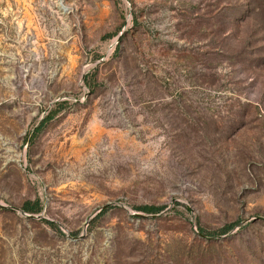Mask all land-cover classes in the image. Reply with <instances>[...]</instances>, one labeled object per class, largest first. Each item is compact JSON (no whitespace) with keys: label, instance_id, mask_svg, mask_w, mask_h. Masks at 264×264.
Wrapping results in <instances>:
<instances>
[{"label":"rangeland","instance_id":"1","mask_svg":"<svg viewBox=\"0 0 264 264\" xmlns=\"http://www.w3.org/2000/svg\"><path fill=\"white\" fill-rule=\"evenodd\" d=\"M0 264H264V0H0Z\"/></svg>","mask_w":264,"mask_h":264},{"label":"trees","instance_id":"2","mask_svg":"<svg viewBox=\"0 0 264 264\" xmlns=\"http://www.w3.org/2000/svg\"><path fill=\"white\" fill-rule=\"evenodd\" d=\"M39 201L38 200H35L33 202L31 201H26L24 204H23V207L25 210H28V211H37L40 209V207L38 205ZM139 209H142L144 211H147V212H150V211H156L159 207L157 206H153V205H143V206H139L138 207Z\"/></svg>","mask_w":264,"mask_h":264}]
</instances>
